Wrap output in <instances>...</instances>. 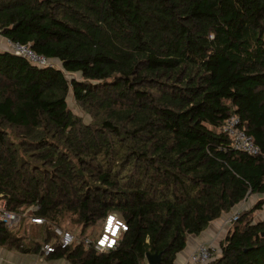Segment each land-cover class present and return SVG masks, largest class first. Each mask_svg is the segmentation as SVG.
<instances>
[{
	"label": "trees",
	"instance_id": "1",
	"mask_svg": "<svg viewBox=\"0 0 264 264\" xmlns=\"http://www.w3.org/2000/svg\"><path fill=\"white\" fill-rule=\"evenodd\" d=\"M0 29L55 62L0 46V199L44 218L35 238L1 225V242L51 241L71 264H175L253 194L205 264H264V0H0ZM233 113L260 153L231 145ZM110 212L127 226L115 246H85ZM65 223L76 239L61 248Z\"/></svg>",
	"mask_w": 264,
	"mask_h": 264
},
{
	"label": "built area",
	"instance_id": "2",
	"mask_svg": "<svg viewBox=\"0 0 264 264\" xmlns=\"http://www.w3.org/2000/svg\"><path fill=\"white\" fill-rule=\"evenodd\" d=\"M0 39L3 44L0 46L9 49L10 51L26 57L30 62L37 65H50L55 63L42 53L36 52L28 43H23L17 40H12L2 34L0 29ZM221 129L228 133L231 137V145L234 148L241 149L251 154L261 152L260 146L255 142L253 136L244 129L240 124V117L236 114L228 115ZM242 201L239 207L233 209L223 220V225L227 229L238 217V212L244 207ZM264 206V205H263ZM39 207L37 202H33L22 210H12L7 208L5 199H0V226H5L12 229L18 226L21 222L27 219L29 222L42 223L44 218L34 214V210ZM126 222L115 213H108L101 224L99 232L95 235H86L84 237L85 246L92 245L96 250H105L115 246L116 239L122 230L126 229ZM13 230V229H12ZM52 230L55 237V243L61 248H65L73 243L76 235L69 228L58 224L52 225ZM216 240L207 242H198L187 256V264H205L215 256L217 250ZM55 249V245L51 241H45L41 244L40 250L45 254H49Z\"/></svg>",
	"mask_w": 264,
	"mask_h": 264
},
{
	"label": "crops",
	"instance_id": "3",
	"mask_svg": "<svg viewBox=\"0 0 264 264\" xmlns=\"http://www.w3.org/2000/svg\"><path fill=\"white\" fill-rule=\"evenodd\" d=\"M0 43L3 44L1 39ZM252 196L254 195L252 194L249 197V200ZM245 203L246 201L244 204ZM240 204L241 202L235 204L232 210L239 207ZM229 213L230 212H224L219 218L212 219L208 226L199 234H189L185 247L176 254L175 264H187V256L198 242H207L209 240L217 241L223 234V230H225L223 220ZM37 224L39 225L40 223H32L27 219L16 226L13 231L20 234H29L30 236V231L32 229L31 226H36ZM38 228L33 233L38 232ZM21 246L22 245L13 246L12 244L0 241V264H71V262L64 256L45 254L41 250L25 251Z\"/></svg>",
	"mask_w": 264,
	"mask_h": 264
},
{
	"label": "rangeland",
	"instance_id": "4",
	"mask_svg": "<svg viewBox=\"0 0 264 264\" xmlns=\"http://www.w3.org/2000/svg\"><path fill=\"white\" fill-rule=\"evenodd\" d=\"M2 44V43H1ZM69 75V74H68ZM67 103H68V106L71 108V110L72 111H74L75 113H77V114H82L83 113V111L81 110V108H80V106L78 105V103H76V101H75V99H74V97H73V94H72V92L71 91H69V93H68V95H67ZM256 199V196H252L251 198H250V201H246V206L247 205H251L253 202H254V200ZM219 218V217H218ZM253 218L255 219V220H259V219H262V218H264V206L262 207V208H260V209H258V210H255V212H254V215H253ZM64 225H66V226H68L69 228H72L71 229V231L72 232H74L75 233V230L77 229V228H73V225H70V224H67V223H65ZM231 226V225H230ZM229 226V227H230ZM32 227V229H31V231H30V237H32V238H35L36 236H40L43 232L41 231V229L40 228H38V227H40L38 224L36 225V226H34V225H32L31 226ZM100 227H101V223H99V224H97L96 226H94L93 228H94V231H93V233L95 232V233H97L98 232V230L100 229ZM228 227V228H229ZM37 228H38V234L37 235H35L33 232L35 231V230H37ZM227 228V229H228ZM13 230H14V227L12 228ZM227 229H225V230H223V234L218 238V240H217V242H216V244H217V250H216V252L214 253L215 254V256L217 255V254H219V252H220V244H219V242H220V240L224 237V235H225V233H226V231H227ZM91 230V228H89V229H87V231H90ZM97 230V231H96ZM94 233V234H95ZM88 235H90V234H88ZM92 235V234H91ZM90 235V236H91Z\"/></svg>",
	"mask_w": 264,
	"mask_h": 264
},
{
	"label": "water",
	"instance_id": "5",
	"mask_svg": "<svg viewBox=\"0 0 264 264\" xmlns=\"http://www.w3.org/2000/svg\"><path fill=\"white\" fill-rule=\"evenodd\" d=\"M145 258H146L147 264H156L161 258V252L147 251L145 253Z\"/></svg>",
	"mask_w": 264,
	"mask_h": 264
}]
</instances>
